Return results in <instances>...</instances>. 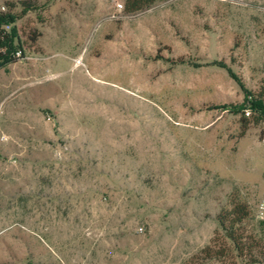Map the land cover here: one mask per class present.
Wrapping results in <instances>:
<instances>
[{
  "label": "rangeland",
  "instance_id": "rangeland-1",
  "mask_svg": "<svg viewBox=\"0 0 264 264\" xmlns=\"http://www.w3.org/2000/svg\"><path fill=\"white\" fill-rule=\"evenodd\" d=\"M123 2L0 0V264H187L235 201L257 228L264 0Z\"/></svg>",
  "mask_w": 264,
  "mask_h": 264
},
{
  "label": "trees",
  "instance_id": "trees-1",
  "mask_svg": "<svg viewBox=\"0 0 264 264\" xmlns=\"http://www.w3.org/2000/svg\"><path fill=\"white\" fill-rule=\"evenodd\" d=\"M162 0H124L125 13H137L150 8ZM23 13L32 5L23 2ZM1 43V42H0ZM2 55L0 53V60ZM251 119L244 120L240 136L248 124L257 125L264 118V86L251 102ZM250 211L242 202H231L228 209L220 210L215 216L217 230L210 243L193 255L187 264H213L228 260L227 264H264V223L257 222V228L249 226L247 219Z\"/></svg>",
  "mask_w": 264,
  "mask_h": 264
},
{
  "label": "built area",
  "instance_id": "built-area-1",
  "mask_svg": "<svg viewBox=\"0 0 264 264\" xmlns=\"http://www.w3.org/2000/svg\"><path fill=\"white\" fill-rule=\"evenodd\" d=\"M117 7L121 8L122 6L118 4ZM245 113L248 114L249 111L246 110ZM252 216L257 222L264 223V195L256 201L252 210Z\"/></svg>",
  "mask_w": 264,
  "mask_h": 264
},
{
  "label": "bare ground",
  "instance_id": "bare-ground-1",
  "mask_svg": "<svg viewBox=\"0 0 264 264\" xmlns=\"http://www.w3.org/2000/svg\"><path fill=\"white\" fill-rule=\"evenodd\" d=\"M78 63H79V60H78V59H76V60H75V64H78Z\"/></svg>",
  "mask_w": 264,
  "mask_h": 264
}]
</instances>
